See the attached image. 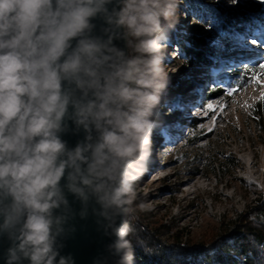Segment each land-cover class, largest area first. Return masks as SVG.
<instances>
[{
    "label": "clouds",
    "instance_id": "1",
    "mask_svg": "<svg viewBox=\"0 0 264 264\" xmlns=\"http://www.w3.org/2000/svg\"><path fill=\"white\" fill-rule=\"evenodd\" d=\"M178 22L179 0H0L5 264H74L60 239L70 219L89 213L115 237L114 264H133L134 229L119 218L148 171L168 85L165 25ZM69 122L84 133L71 149L61 138Z\"/></svg>",
    "mask_w": 264,
    "mask_h": 264
},
{
    "label": "rangeland",
    "instance_id": "2",
    "mask_svg": "<svg viewBox=\"0 0 264 264\" xmlns=\"http://www.w3.org/2000/svg\"><path fill=\"white\" fill-rule=\"evenodd\" d=\"M196 26L179 2V22L166 31L168 85L153 120L148 171L137 184L136 198L127 212L139 209L141 214L162 219L163 224L184 230L189 236L205 230L208 224L234 219L254 200L250 194L253 189L264 195V134L255 125L257 120L253 122L251 110L256 104L264 105V80L239 95L207 99L213 90L210 72L203 70L199 77L183 78L181 61L176 58L177 38L201 31ZM256 34H261L264 42V27ZM220 45L224 49L218 64L227 53H232L230 64L234 66L238 65L235 60L245 57L243 54L258 51L264 56L260 44L249 43L243 47L246 52L241 49L243 54L227 43ZM219 68L215 66L211 76L221 79L231 72ZM229 159L239 165L231 179L248 187L220 176L218 164Z\"/></svg>",
    "mask_w": 264,
    "mask_h": 264
},
{
    "label": "trees",
    "instance_id": "3",
    "mask_svg": "<svg viewBox=\"0 0 264 264\" xmlns=\"http://www.w3.org/2000/svg\"><path fill=\"white\" fill-rule=\"evenodd\" d=\"M179 2L184 4L189 18L201 29L177 38L176 58L181 61L180 74L183 78L192 79L199 77L203 70L209 71L213 87L207 96L209 100L219 99L224 94L239 95L264 80V70L260 68V64H264L262 53H242L247 51L243 47L254 41V45L260 44L264 50L262 35L256 34V30L259 33L264 27V0ZM165 30H168L167 25ZM221 43L231 45L232 50L238 49L236 52L245 56L235 60L237 66L230 64L232 53H227L218 64L220 50L224 49ZM217 65L220 67L218 71L230 69V74L221 79L211 76L212 69ZM251 110L253 122L257 120L254 124L264 134V105L256 104ZM154 118H157L156 114ZM238 167L234 160L229 159L216 168L228 182L248 187L239 180L231 179V174ZM250 194L254 200L234 219L208 224L205 230L192 236L184 230L163 224L162 219L141 214L139 209L131 214L125 213L123 222L127 221L134 229L129 237L134 247L133 264H264V195L255 189Z\"/></svg>",
    "mask_w": 264,
    "mask_h": 264
},
{
    "label": "water",
    "instance_id": "4",
    "mask_svg": "<svg viewBox=\"0 0 264 264\" xmlns=\"http://www.w3.org/2000/svg\"><path fill=\"white\" fill-rule=\"evenodd\" d=\"M92 23L96 25L94 34L100 35L103 21L97 18ZM115 44L119 48H124V42L121 40L115 41ZM83 137V131H76L71 122H69V130L61 134L62 140L67 142L69 149L74 148ZM61 183L63 184L64 181L62 180ZM67 198L71 209L75 213H79V202L71 194H68ZM123 216L121 215L119 218L121 223L123 222ZM66 228L68 229L66 235L60 239V243L63 245L60 254L71 255L74 264H114L115 260L118 259L108 250V245L115 240V237L106 235L97 224L96 217L91 213L85 219H81L79 215H76L69 220ZM9 247L10 241L7 236L0 235V264H5L6 251ZM23 264H28V262L24 261Z\"/></svg>",
    "mask_w": 264,
    "mask_h": 264
},
{
    "label": "snow or ice",
    "instance_id": "5",
    "mask_svg": "<svg viewBox=\"0 0 264 264\" xmlns=\"http://www.w3.org/2000/svg\"><path fill=\"white\" fill-rule=\"evenodd\" d=\"M232 2L235 3L236 0H232ZM254 43H255V41H254ZM260 68H261L262 70H264V64H260ZM262 99H264V94H262Z\"/></svg>",
    "mask_w": 264,
    "mask_h": 264
},
{
    "label": "bare ground",
    "instance_id": "6",
    "mask_svg": "<svg viewBox=\"0 0 264 264\" xmlns=\"http://www.w3.org/2000/svg\"><path fill=\"white\" fill-rule=\"evenodd\" d=\"M254 43H252V45H253ZM249 47H251V46H249ZM197 90H199V88H196ZM180 112H181V110H180Z\"/></svg>",
    "mask_w": 264,
    "mask_h": 264
}]
</instances>
